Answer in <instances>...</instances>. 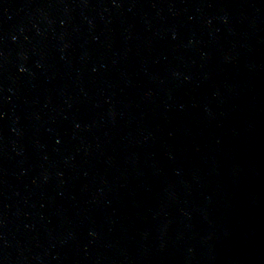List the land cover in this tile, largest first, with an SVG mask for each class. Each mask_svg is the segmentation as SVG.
Masks as SVG:
<instances>
[{"label":"water","instance_id":"1","mask_svg":"<svg viewBox=\"0 0 264 264\" xmlns=\"http://www.w3.org/2000/svg\"><path fill=\"white\" fill-rule=\"evenodd\" d=\"M0 264H264V0H0Z\"/></svg>","mask_w":264,"mask_h":264}]
</instances>
